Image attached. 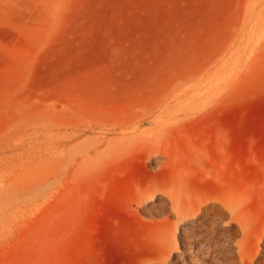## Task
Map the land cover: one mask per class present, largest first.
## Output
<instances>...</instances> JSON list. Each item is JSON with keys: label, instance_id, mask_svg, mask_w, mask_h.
Returning <instances> with one entry per match:
<instances>
[{"label": "rangeland", "instance_id": "1", "mask_svg": "<svg viewBox=\"0 0 264 264\" xmlns=\"http://www.w3.org/2000/svg\"><path fill=\"white\" fill-rule=\"evenodd\" d=\"M263 1L0 0V264H264Z\"/></svg>", "mask_w": 264, "mask_h": 264}, {"label": "bare ground", "instance_id": "2", "mask_svg": "<svg viewBox=\"0 0 264 264\" xmlns=\"http://www.w3.org/2000/svg\"><path fill=\"white\" fill-rule=\"evenodd\" d=\"M261 1H263V0H261ZM264 2V1H263ZM263 2H261V3H263ZM259 4V3H258ZM256 6H257V3L255 4ZM253 8H255V7H253ZM253 8H251V9H253ZM257 8V7H256ZM262 8H264V7H262ZM260 10V9H259ZM259 11H257L256 13H258ZM261 12V11H260ZM259 12V13H260ZM258 13V14H259ZM258 16V15H257ZM253 17H254V15H253ZM259 17H260V15H259ZM259 19V18H258ZM262 23V22H261ZM217 70H218V68H217ZM210 72H212V71H210ZM214 72H216L215 70H214ZM218 72H221V71H219L218 70ZM201 74V73H200ZM217 75H218V73H216ZM215 74V75H216ZM224 74V73H223ZM211 75H214V73L213 74H211ZM210 75V76H211ZM208 76V75H207ZM199 77V76H198ZM197 77V78H198ZM209 77V76H208ZM193 78V77H192ZM197 78H195V79H197ZM202 78V77H201ZM205 78H206V76H205ZM221 79H218V80H222L223 79V77H220ZM225 78V77H224ZM194 78H193V80H195ZM218 80L217 81H215L216 83L218 82ZM189 81H187V83H188ZM195 82V81H194ZM220 82V81H219ZM191 83V82H190ZM223 83V82H222ZM186 84V83H185ZM203 84V83H202ZM211 84V83H210ZM196 85V84H195ZM215 85V84H214ZM194 86V85H193ZM211 86H209V87H207L206 89H208L209 90V88H210ZM191 88H192V85H191ZM190 88V89H191ZM216 88V86L214 87V89ZM192 89H194V88H192ZM182 92H184V91H182ZM205 93V92H204ZM217 94V93H216ZM215 94V95H216ZM195 96V95H194ZM217 96V95H216ZM212 98V97H211ZM210 100H213V98L212 99H210ZM210 100H208V101H210ZM212 102V101H211ZM209 103V102H208ZM158 117V116H157ZM130 120V119H129ZM169 120V119H168ZM132 121H134V120H132ZM158 122H159V124L161 123V125L164 123H166V119L162 116V115H160L159 116V120H158ZM121 125V124H120ZM140 125V124H139ZM138 129V123H137V121L136 122H127V123H125V124H123L122 126H121V132H122V136H120L117 140H116V146L113 148V150H112V153H111V157H115V156H118V155H120V154H124V153H128L129 151L131 152V147L135 144L134 142H138V141H140V144L141 143H146L145 142V140H144V138H142V137H140V136H138V134L139 133H137L136 132V130ZM148 139V138H147ZM113 142V141H112ZM119 143V144H118ZM111 145V144H110ZM161 153V152H160ZM166 153H168L167 151H166ZM165 161V160H164ZM168 162V161H167ZM86 164V163H85ZM174 198V197H173ZM174 201H176V199L174 198ZM12 213V212H11Z\"/></svg>", "mask_w": 264, "mask_h": 264}]
</instances>
